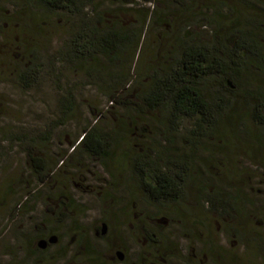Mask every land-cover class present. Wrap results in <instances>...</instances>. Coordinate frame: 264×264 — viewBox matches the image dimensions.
I'll return each mask as SVG.
<instances>
[{"label":"rangeland","instance_id":"rangeland-1","mask_svg":"<svg viewBox=\"0 0 264 264\" xmlns=\"http://www.w3.org/2000/svg\"><path fill=\"white\" fill-rule=\"evenodd\" d=\"M217 1L228 0H197L194 6L201 12ZM184 5L176 0H96L79 17L51 14L22 0H0V264H20L49 226L59 242L40 264H264V221L214 213L199 191L242 189L250 201L261 203L255 191L264 190V168L252 160H259L252 140H237L224 127L210 143L200 141L196 162L202 176L193 172L181 206H148L132 178L130 159L142 149L161 154L168 147L173 158L193 151L187 138L194 121L185 119L174 134L158 114L146 112L137 129L130 124L136 113L129 110L179 37L212 45L208 21L199 12L191 16ZM83 20L102 31L146 32L144 43L114 61L97 56L79 68L65 62L61 52ZM34 54L44 70L39 83L28 88L19 76ZM69 92L75 108L64 115L60 101ZM93 127L125 136L112 150L109 171L99 159L73 152L83 132ZM29 152L46 162L43 179L30 165ZM104 219L109 229L102 236L96 227ZM144 226L161 236L158 244L147 240ZM240 229L241 238L235 232ZM81 231L98 257L90 255ZM119 251L127 254L124 262Z\"/></svg>","mask_w":264,"mask_h":264},{"label":"trees","instance_id":"trees-1","mask_svg":"<svg viewBox=\"0 0 264 264\" xmlns=\"http://www.w3.org/2000/svg\"><path fill=\"white\" fill-rule=\"evenodd\" d=\"M22 1L51 14L66 12L79 17L84 16L86 10L96 2ZM190 1L189 5H184V0H176L178 4L185 6L191 16L199 12L201 18L208 21L212 28V45L179 37L166 62L161 67L152 69L149 88L137 94L136 102H131L132 107L129 108L136 113L130 117V124L137 129V120L146 112L158 114L163 126L174 134L181 132L185 119L194 121V128L188 131L190 137L187 138L193 147L190 155L173 158L167 155L171 152L170 149L163 146L161 154L151 149H142V153L130 159L132 178L137 182L142 200L154 209L181 206L186 202L187 188L193 179V172L202 176L196 162L200 141L210 143L222 135L224 127L237 140L240 136L252 140L251 147L259 158L252 160L259 161V165L264 168V0H238L233 5H229V0L217 1L216 5H207L201 12L194 6L197 0ZM145 35L146 32L123 33L114 29L102 31L83 20L80 30L65 44L61 55L65 62L85 68L88 62L96 61L97 56L114 61L124 52L135 47L140 49ZM33 58L19 76L22 84L28 88H34L39 83L44 70L37 54ZM112 99L120 104H127L116 95H112ZM74 100L72 92L61 99L64 115L73 111ZM124 137L123 131L104 133L99 127L86 129L75 144L73 152L80 151L99 159L109 171L112 150ZM166 139L168 143H172L169 136ZM29 161L38 177L43 179L46 176L44 159L30 153ZM215 176L213 174L214 179ZM206 189L204 187L199 191L203 201L211 205L214 213L223 217L231 216L236 220L255 218L264 221V190L255 191L261 201L257 203L250 201L242 189L226 190L218 187L211 192ZM63 215L65 216L64 211L61 210V216ZM103 224H107L109 229V222L104 219L102 225L96 227L97 234L102 235ZM47 230V235L38 236L27 249L20 264L41 263V257L49 252L50 246L47 250H40L38 242L57 236L52 226ZM143 230L150 243H159L161 236L158 233H151L146 226ZM241 230H235L240 238L243 237ZM80 234L90 255L98 257L88 235L82 231Z\"/></svg>","mask_w":264,"mask_h":264},{"label":"water","instance_id":"water-1","mask_svg":"<svg viewBox=\"0 0 264 264\" xmlns=\"http://www.w3.org/2000/svg\"><path fill=\"white\" fill-rule=\"evenodd\" d=\"M108 232V225L107 224H103L102 226V235L105 236ZM59 242V237L58 236H51L48 239H42L38 242V247L40 250H47L49 248V246L51 245H56ZM118 258L120 261H124L125 260V255L122 251L118 252Z\"/></svg>","mask_w":264,"mask_h":264},{"label":"flooded vegetation","instance_id":"flooded-vegetation-1","mask_svg":"<svg viewBox=\"0 0 264 264\" xmlns=\"http://www.w3.org/2000/svg\"><path fill=\"white\" fill-rule=\"evenodd\" d=\"M122 252H123V251H122ZM123 253H124V252H123ZM124 255H125V260H126V258H127V254L124 253ZM118 259H119V258H118ZM125 260H124V261H125ZM124 261H123V262H124Z\"/></svg>","mask_w":264,"mask_h":264}]
</instances>
